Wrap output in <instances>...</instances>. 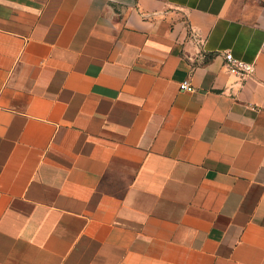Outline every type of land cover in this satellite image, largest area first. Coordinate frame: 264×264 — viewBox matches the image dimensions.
<instances>
[{"label": "crops", "instance_id": "crops-1", "mask_svg": "<svg viewBox=\"0 0 264 264\" xmlns=\"http://www.w3.org/2000/svg\"><path fill=\"white\" fill-rule=\"evenodd\" d=\"M0 264H264V0H0Z\"/></svg>", "mask_w": 264, "mask_h": 264}, {"label": "built area", "instance_id": "built-area-1", "mask_svg": "<svg viewBox=\"0 0 264 264\" xmlns=\"http://www.w3.org/2000/svg\"><path fill=\"white\" fill-rule=\"evenodd\" d=\"M225 66L232 74L245 77L250 75L254 71V65L241 59H237L232 52L225 55ZM181 88L183 90L192 91L193 86L188 80L183 81Z\"/></svg>", "mask_w": 264, "mask_h": 264}]
</instances>
